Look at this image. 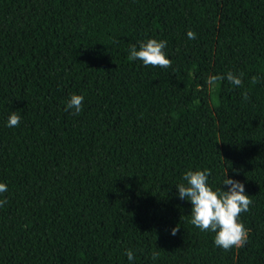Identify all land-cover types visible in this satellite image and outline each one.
I'll return each mask as SVG.
<instances>
[{
    "label": "trees",
    "instance_id": "16d2710c",
    "mask_svg": "<svg viewBox=\"0 0 264 264\" xmlns=\"http://www.w3.org/2000/svg\"><path fill=\"white\" fill-rule=\"evenodd\" d=\"M196 168L244 184L242 245L189 223ZM0 182V264H264V0H0Z\"/></svg>",
    "mask_w": 264,
    "mask_h": 264
},
{
    "label": "clouds",
    "instance_id": "9594fccd",
    "mask_svg": "<svg viewBox=\"0 0 264 264\" xmlns=\"http://www.w3.org/2000/svg\"><path fill=\"white\" fill-rule=\"evenodd\" d=\"M188 38H194L195 33L191 30L186 32ZM166 41L163 39L147 38L128 48V59L139 60L143 65L167 67L169 59L163 51ZM227 79L235 86L241 84L239 75H233L231 71L224 76L212 75L209 83L215 84L217 80ZM83 96L80 94H70L65 101V108L78 113L82 107ZM21 116L16 111H10L5 118V126L12 128L19 124ZM209 169L196 168L186 169L180 178V182L174 184L175 195L190 205L189 223L200 229L213 233V243L222 248L240 246L245 242L246 229L239 221L241 212H246L250 204L249 195L245 193L244 184L228 175L226 171L223 175L221 187L213 190L209 184ZM7 191V185L0 182V194ZM5 201L0 199V205ZM176 227L169 231L175 235ZM125 257L128 261L134 260L132 250L125 249ZM155 255V254H154Z\"/></svg>",
    "mask_w": 264,
    "mask_h": 264
},
{
    "label": "rangeland",
    "instance_id": "374dc122",
    "mask_svg": "<svg viewBox=\"0 0 264 264\" xmlns=\"http://www.w3.org/2000/svg\"><path fill=\"white\" fill-rule=\"evenodd\" d=\"M221 82H222V79L217 80L214 85L209 83V88L212 90L216 85L220 84Z\"/></svg>",
    "mask_w": 264,
    "mask_h": 264
}]
</instances>
